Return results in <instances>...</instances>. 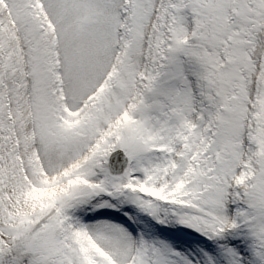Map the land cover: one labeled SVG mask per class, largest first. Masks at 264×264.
Listing matches in <instances>:
<instances>
[{
  "label": "snow or ice",
  "instance_id": "snow-or-ice-1",
  "mask_svg": "<svg viewBox=\"0 0 264 264\" xmlns=\"http://www.w3.org/2000/svg\"><path fill=\"white\" fill-rule=\"evenodd\" d=\"M0 264H264V0H0Z\"/></svg>",
  "mask_w": 264,
  "mask_h": 264
}]
</instances>
